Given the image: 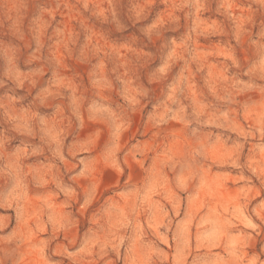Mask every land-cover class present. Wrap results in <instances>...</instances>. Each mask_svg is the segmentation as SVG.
<instances>
[{
  "label": "clouds",
  "instance_id": "1",
  "mask_svg": "<svg viewBox=\"0 0 264 264\" xmlns=\"http://www.w3.org/2000/svg\"><path fill=\"white\" fill-rule=\"evenodd\" d=\"M0 264H264V0H0Z\"/></svg>",
  "mask_w": 264,
  "mask_h": 264
}]
</instances>
